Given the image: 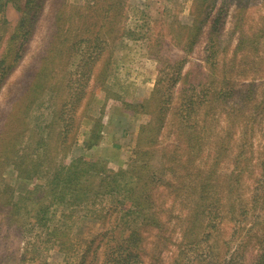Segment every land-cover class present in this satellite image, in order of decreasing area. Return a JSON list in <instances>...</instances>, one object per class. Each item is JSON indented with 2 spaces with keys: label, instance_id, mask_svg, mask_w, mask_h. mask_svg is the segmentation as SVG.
<instances>
[{
  "label": "rangeland",
  "instance_id": "obj_1",
  "mask_svg": "<svg viewBox=\"0 0 264 264\" xmlns=\"http://www.w3.org/2000/svg\"><path fill=\"white\" fill-rule=\"evenodd\" d=\"M93 1L66 0V11L83 12ZM122 1L125 17L117 28L124 27V33L104 45L80 80L82 45L72 43L67 57L56 55L59 46L53 42L55 25L47 7L33 20L30 33L19 30L10 48L7 38L21 12L1 0L0 149L9 134L27 125L11 141H17L16 161L35 159L39 149L29 138L40 133L47 142L42 149L60 148L65 125L70 129L66 160L83 155L106 161L112 170L126 168L135 158L145 165L141 183L154 217L144 221L115 215L113 208L120 204L105 199L96 205L111 210L107 217L77 212L60 242L25 231L29 219L19 232L18 223L6 218L13 204L8 192L14 188V201L32 184L7 164L0 172V264H103L105 245L114 236L128 240L132 228L139 234L130 264H261L264 37L243 46L237 40L240 31L264 33V0ZM202 3L208 13L197 21L195 6ZM42 66L51 73L36 77ZM79 82L83 91L72 110ZM54 112L60 121L52 120ZM160 112L163 119L157 121ZM95 123L99 143L86 147ZM49 125L54 129L47 134ZM136 150L147 153L137 157ZM63 209L57 206L51 225H59Z\"/></svg>",
  "mask_w": 264,
  "mask_h": 264
},
{
  "label": "trees",
  "instance_id": "obj_2",
  "mask_svg": "<svg viewBox=\"0 0 264 264\" xmlns=\"http://www.w3.org/2000/svg\"><path fill=\"white\" fill-rule=\"evenodd\" d=\"M5 2H12L21 12L20 20L15 26L14 32L7 38V42L11 46L10 48H12L13 40L15 39L14 42H16L19 34H21L19 30L23 29L25 32L30 33L33 20L40 13L42 14L47 7L55 25V29L52 32L54 36L53 42L59 46H54L58 47L56 48V55L60 57L67 53V57L69 51H73L71 48L72 43L78 42L79 47L82 45L79 51V56L82 58L79 67L82 68L79 69L80 80H82L83 76H86V65L90 63L91 67L95 64L97 58L102 54V50L106 48L104 45L107 46L111 40L121 38V35L124 33V27L122 29L117 28L125 17L122 9L124 5L122 0H94L90 4H87L83 12L77 10L78 8H71L67 12L66 6H69L66 0H49L48 3H46V0H5ZM194 3H199V1L194 0ZM207 4L209 5L210 2H207ZM202 7L203 3L195 6L196 11L199 13L197 21H201L203 15H207L208 13L205 12L206 7ZM65 14L69 15L66 16ZM217 21L218 18L213 20L211 30H217L214 25V22ZM2 24H6L5 19ZM235 27H238V25H235ZM72 32H75L76 35L74 36ZM71 36H73L72 42H69ZM261 37H264V33H260L257 30H253L250 33L240 31L238 33L237 45L251 44ZM77 38L79 40L75 41L74 39ZM188 41L190 42L191 39ZM108 59L109 56L102 67V75L107 69L105 64ZM180 63V61L176 62L178 66ZM11 68L12 65H9L6 70L4 69L2 75L5 76ZM50 73L51 70H47V68L45 69L42 66L38 68L35 76L45 78ZM67 87L71 88L68 85ZM82 91L83 85L79 82L78 88H74V97L71 102L72 110L75 109ZM140 106H142V101ZM163 115V112H160L157 121H161ZM57 117H59V121L62 118L59 113L57 115L54 112L52 120H57ZM61 127L60 132L62 133H59L61 140L59 144L60 148L54 145V148H50L49 146L42 149L41 147L47 144V142L46 138H43L40 133L29 138L32 140L31 143L37 145V150L39 149L36 152L35 159L30 158L27 160L22 157L16 161L15 147L17 141H11L13 138L16 139L20 135H23L28 130L27 125H24L20 130L18 127L13 132L14 134H9L6 143L0 149V172L5 165L11 164L12 168L17 172V177L24 178V181L30 180L32 184V186H28L25 189V193L21 194L22 192H19L14 201H12L14 198V188L8 192L10 193L9 201L13 204L8 208L6 218L15 220L18 223L19 232L24 227L22 226L23 222L29 219L28 224H30V227L27 229L24 227L25 231L31 234L32 230L33 232L36 230L38 236L43 235L45 240L52 238L60 242L63 236L69 235L71 224L68 221L74 222L77 218L74 215L77 212L81 213L80 215H88L98 220L105 216L107 217L111 210H105L104 206L98 207L96 205L97 201L104 202L105 199H111V202L120 204L121 208H113L115 215L117 213L122 217L130 216L132 219L152 220L154 215L151 214L146 204L147 202H145L148 193L146 192L144 183H141L143 176L147 174L145 165L137 163V159L135 158L126 168L121 167L117 170H112L108 167L106 161L94 160L83 155L66 160L64 155L67 146L65 144L70 129L65 125H61ZM53 129V125H49L47 134L50 131L52 132ZM149 137L153 139L152 136ZM99 140L100 126L98 123H95V127L91 130V135L85 141V146L92 147L95 143H99ZM61 144L63 145L61 146ZM146 153L147 151L145 150H136L134 152L137 157L139 155L144 156ZM153 173L155 172L150 174V180H152ZM40 178L43 179L42 182H40ZM150 180L146 178L144 181L149 182ZM5 188L3 187V190L6 191ZM59 205L64 206V209L61 210L62 219L59 225H51L50 221ZM140 227L142 228L143 226ZM124 232L125 228L122 230L120 237ZM135 233L139 234V231L132 228L130 234L126 237L128 240L116 238L112 233L114 241L109 243L111 246L105 245L106 252L104 253L103 264H130L131 259L134 261L131 253L134 250L133 246H135L138 240ZM28 243L29 240L25 244ZM261 260V264H264V256Z\"/></svg>",
  "mask_w": 264,
  "mask_h": 264
}]
</instances>
